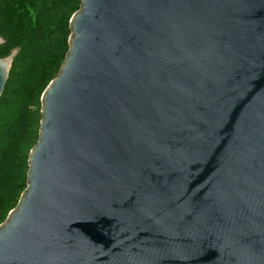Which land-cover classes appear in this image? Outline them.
Masks as SVG:
<instances>
[{
	"label": "water",
	"instance_id": "obj_1",
	"mask_svg": "<svg viewBox=\"0 0 264 264\" xmlns=\"http://www.w3.org/2000/svg\"><path fill=\"white\" fill-rule=\"evenodd\" d=\"M70 28L0 264H264V0H81Z\"/></svg>",
	"mask_w": 264,
	"mask_h": 264
},
{
	"label": "trees",
	"instance_id": "obj_2",
	"mask_svg": "<svg viewBox=\"0 0 264 264\" xmlns=\"http://www.w3.org/2000/svg\"><path fill=\"white\" fill-rule=\"evenodd\" d=\"M81 0H0V57L19 48L0 96V223L27 186L39 136L41 96L69 49Z\"/></svg>",
	"mask_w": 264,
	"mask_h": 264
}]
</instances>
